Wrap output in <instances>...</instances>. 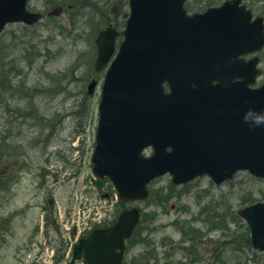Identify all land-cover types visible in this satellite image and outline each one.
<instances>
[{
    "label": "water",
    "instance_id": "1",
    "mask_svg": "<svg viewBox=\"0 0 264 264\" xmlns=\"http://www.w3.org/2000/svg\"><path fill=\"white\" fill-rule=\"evenodd\" d=\"M186 1L130 0L124 40L102 86L92 183L102 190L108 178L125 203L146 200L148 185L168 173L175 185L204 175L221 184L238 171L264 179V126L246 121L250 111L264 114V85L249 88L261 72L259 58L240 60L263 48L264 17L252 21L243 0L189 15ZM27 2L0 0V34L8 24L33 25L44 17L29 12ZM118 34L113 27L99 34L97 71L112 59ZM96 85H89L90 94ZM239 214L254 249L264 252V202ZM140 217L132 208L115 225L94 229L74 258L123 264Z\"/></svg>",
    "mask_w": 264,
    "mask_h": 264
},
{
    "label": "rangeland",
    "instance_id": "2",
    "mask_svg": "<svg viewBox=\"0 0 264 264\" xmlns=\"http://www.w3.org/2000/svg\"><path fill=\"white\" fill-rule=\"evenodd\" d=\"M64 1L31 0V5L47 14L60 5L65 9L61 15L47 16L35 26L9 25L0 40V147H20L17 151L23 153L0 158V178L5 182L0 190V223L6 228L0 227V264H35L34 255L45 242L59 247L53 222L59 210L72 207L79 189H86V199L97 197L89 193L94 192L91 159L101 83L93 96L88 95L87 87L94 78L98 82L102 78L94 75L92 53H96V47L92 40L109 19L123 31L129 10L121 11L126 0H91L92 6L103 13L100 19L97 10L89 12L75 0ZM257 1L253 9L264 16V3ZM261 59L259 84L264 83V54ZM85 94L90 99V114L79 124V117L71 113ZM19 112L26 118H21ZM45 129L46 135L52 129L55 133L42 138ZM42 139L46 146H52L49 151L59 146L76 168L64 171L60 159L47 158L42 153L43 146L34 145ZM72 148L80 152H72ZM43 170L45 175L41 176ZM154 191L157 193L148 202L122 207L114 201L110 219L131 207L150 215L138 228L142 240L127 246L126 264H264V252L245 247L244 243L237 248L231 242L248 234V225L238 211L264 202V180L240 172L222 185H215L208 176L187 185H174L172 177L166 175L152 184ZM81 198L77 206L84 202ZM251 199L253 202H249ZM226 210V228L210 230L207 218L214 213L224 215ZM233 212L237 218L230 216ZM191 229L197 236L194 241ZM143 257L147 259L142 262Z\"/></svg>",
    "mask_w": 264,
    "mask_h": 264
},
{
    "label": "trees",
    "instance_id": "3",
    "mask_svg": "<svg viewBox=\"0 0 264 264\" xmlns=\"http://www.w3.org/2000/svg\"><path fill=\"white\" fill-rule=\"evenodd\" d=\"M249 2H250V4H251V6L253 5V4H255V3H258V1L256 2V0H248ZM260 1V3H264V0H259ZM122 2H124V0L122 1ZM128 0H126V3H122L123 5H122V7H121V11H123L124 13H126L127 12V10H128ZM219 3H221V0L219 1V2H215L214 0H189V2H188V4H187V9L189 10V11H191V12H201V11H204L205 9H207L208 7H210V6H213V5H217V4H219ZM81 5H84L85 6V9H88L87 11H89L90 12V10H92V9H95V10H97V12L98 13H100L101 15V17H100V19L102 18V15H103V13H102V11H101V9H97V8H94V6H92V2L91 3H82ZM88 12V13H89ZM88 15L89 14H87V15H85V18H87V21L89 22V21H91L90 20V18H88ZM105 19V18H104ZM74 24H75V22H73ZM76 25V24H75ZM67 34L68 35H71V32H67ZM94 36H93V40H92V43H94ZM94 53H92V56H94L93 55ZM76 68V67H75ZM3 70V69H2ZM4 72V71H3ZM3 72H2V76L4 77V74H3ZM3 77H2V79H3ZM75 78V77H74ZM74 78H72V79H74ZM1 80V79H0ZM44 91H46V90H44ZM15 94V93H14ZM72 94H74L73 92H72ZM75 95V94H74ZM86 96H84L83 97V99H82V101H81V103H79V104H77V105H75L74 107L76 108L75 110H77V112L75 113V110L71 113L72 115H77L78 117H79V124H83V121L84 120H87V118L89 117V114H90V99H89V96L87 95V94H85ZM18 98L19 97H16L15 99H17L18 100ZM1 103V102H0ZM3 103V102H2ZM0 106H2V104L0 105ZM35 112V111H34ZM24 113H22V112H19V116L21 117V118H26V115H23ZM30 115V114H29ZM34 119V118H33ZM45 125V124H44ZM32 127V126H31ZM34 127V131H36V127L35 126H33ZM79 128H77V130H78ZM51 131H53V129L51 130ZM50 131V132H51ZM43 132H45L44 130H43ZM43 132H42V134H43ZM78 132H80V130H78ZM41 135V134H40ZM5 145V144H4ZM36 147H39L40 145H37V144H34ZM76 149L75 148H72V152H74ZM1 156H0V158L2 157V155L4 156V155H10V152H6V153H2V154H0ZM56 155H58V159H60L62 162H63V165H64V169L65 170H68V169H75L76 167H74L75 165L74 164H71L70 162H69V156H65V155H62L61 156V154L59 155V151H56ZM3 158V157H2ZM79 172V170H77V173ZM45 175V174H44ZM4 184H2V182H1V179H0V189L2 190V186H3ZM157 192L156 191H154L153 193H152V189H151V198L153 197V195L154 194H156ZM249 202H253V199H251V200H249ZM150 216V215H144L143 214V219H142V223L144 222V220H146V218H148V217ZM227 216H228V210H226V212H225V214L224 215H221V214H219V213H214V214H211V216L209 217V218H207V220H209V221H211V227H210V230H212V229H225L226 228V218H227ZM230 216L234 219V218H237V214H234V212L233 213H231L230 214ZM116 221V218L115 219H113V221L112 222H110L109 224L111 225V224H113L114 222ZM141 226V225H140ZM182 229H184V228H182ZM191 231H192V237H191V239L194 241L195 239H197V236L195 235V233H194V229H191ZM247 231H248V234H249V228L247 227ZM182 232H183V234L185 235V236H187V237H189L183 230H182ZM248 234L247 235H245V234H243V235H241L240 236V240L238 239V238H234V239H232L231 240V242L233 243V244H235L236 245V247L237 248H241L243 245L246 247H248V248H250V249H252V245H251V240H250V238L248 237ZM190 238V237H189ZM142 240V235H141V233H139L138 232V229L136 230V233H135V235H134V238L129 242L130 244H132V243H136V242H138V241H141ZM242 243H244L243 245H240V244H242ZM256 253V252H255ZM149 256H150V254H148ZM152 255V254H151ZM147 258H145V257H143L142 258V262L144 261V260H146ZM130 264V263H129Z\"/></svg>",
    "mask_w": 264,
    "mask_h": 264
},
{
    "label": "clouds",
    "instance_id": "4",
    "mask_svg": "<svg viewBox=\"0 0 264 264\" xmlns=\"http://www.w3.org/2000/svg\"><path fill=\"white\" fill-rule=\"evenodd\" d=\"M251 118H254L255 126H264V114L257 115L250 111L246 116V121Z\"/></svg>",
    "mask_w": 264,
    "mask_h": 264
},
{
    "label": "flooded vegetation",
    "instance_id": "5",
    "mask_svg": "<svg viewBox=\"0 0 264 264\" xmlns=\"http://www.w3.org/2000/svg\"><path fill=\"white\" fill-rule=\"evenodd\" d=\"M33 9H36L35 6H33ZM264 54V50L259 54L260 58L262 57V55ZM255 55H248V56H244L243 60H245L246 62H248L249 60H251L252 58H254ZM262 60V59H261ZM239 79H237L236 81H238ZM218 83V81H214V84Z\"/></svg>",
    "mask_w": 264,
    "mask_h": 264
}]
</instances>
